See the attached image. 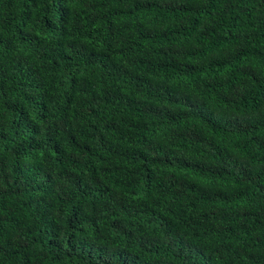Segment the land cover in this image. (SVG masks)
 Returning <instances> with one entry per match:
<instances>
[{"label":"trees","instance_id":"trees-1","mask_svg":"<svg viewBox=\"0 0 264 264\" xmlns=\"http://www.w3.org/2000/svg\"><path fill=\"white\" fill-rule=\"evenodd\" d=\"M0 264H264V0H0Z\"/></svg>","mask_w":264,"mask_h":264}]
</instances>
